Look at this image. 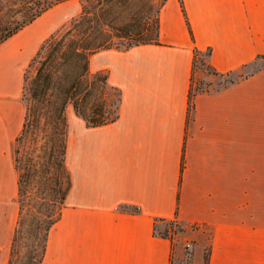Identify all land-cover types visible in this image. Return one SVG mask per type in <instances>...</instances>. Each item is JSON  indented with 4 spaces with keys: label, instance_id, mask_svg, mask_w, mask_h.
<instances>
[{
    "label": "crops",
    "instance_id": "0c3cea01",
    "mask_svg": "<svg viewBox=\"0 0 264 264\" xmlns=\"http://www.w3.org/2000/svg\"><path fill=\"white\" fill-rule=\"evenodd\" d=\"M40 15L0 42V264L19 210L24 72L47 37ZM196 50L211 82L249 70L190 105ZM89 67L119 88L118 115L87 126L67 113L71 182L39 264H264V0H165L157 42L101 49ZM166 220L183 229L160 234Z\"/></svg>",
    "mask_w": 264,
    "mask_h": 264
},
{
    "label": "trees",
    "instance_id": "16d2710c",
    "mask_svg": "<svg viewBox=\"0 0 264 264\" xmlns=\"http://www.w3.org/2000/svg\"><path fill=\"white\" fill-rule=\"evenodd\" d=\"M61 1L64 0H0V42ZM158 12L159 7L154 8L146 0H84L66 27L43 40L24 72L23 89L28 92L29 99L22 129L16 137L17 140H30L37 137V131L41 132L40 161L37 165L28 156L30 162L25 161L21 167L18 148L15 147L19 195L24 193V186L30 183V178H39L51 166L54 171L50 182L46 181L45 174L42 180L43 184L51 185L49 202L55 206L64 201L71 182L65 163L66 105L70 103L87 126L111 122L118 115L120 90L108 82L106 69L90 70V56L101 49L111 48L112 44L128 49L157 42ZM198 53L196 50L194 56ZM207 66L216 72L209 64ZM29 67H32L33 74L28 78ZM107 88L113 92L103 97V90ZM192 94L189 89L190 105ZM51 210L48 207L49 216ZM56 219L49 217L48 228ZM160 234L167 236L168 232ZM10 263L11 259L7 264Z\"/></svg>",
    "mask_w": 264,
    "mask_h": 264
},
{
    "label": "rangeland",
    "instance_id": "374dc122",
    "mask_svg": "<svg viewBox=\"0 0 264 264\" xmlns=\"http://www.w3.org/2000/svg\"><path fill=\"white\" fill-rule=\"evenodd\" d=\"M81 1L84 2V0H64L51 6L49 9L43 12L38 20L41 21V23L47 24L48 26L43 36H48L52 32H55L57 30L66 27L70 22L71 18L76 16L77 13L79 12ZM146 1L151 5H153L154 8L159 7V12H158V18H159V13L165 0H146ZM115 39H116L115 41H119L118 38ZM42 40L39 44L42 43ZM39 44L36 48L37 50L39 48ZM111 48L122 49V46L120 44H112ZM248 70L249 68H244L228 75H220L218 81L211 82L203 77L204 74H216V73H214L207 66L206 56L203 53L202 55L198 54L196 55V57L194 56L189 89L191 90L192 93H194L196 90L210 89L219 86L221 84H224L230 79H233L245 73ZM32 74H33L32 67H29V72L27 73L28 78L31 77ZM112 92L113 91L110 88L103 90L102 93L103 97L109 96V94H111ZM23 97L26 104H28V99H29L28 92L24 91V89H23ZM71 109L73 110L71 104L68 103L66 105L65 114L67 115V113L71 111ZM37 133H39L37 137L33 136L32 139L30 140L29 139L17 140L16 138L14 149L15 147L18 148L17 157L19 158V165L21 167L25 161L30 162V160H28V156H30V158L33 159L35 161V164L37 165H38L37 161H40L39 155L41 153V149L39 145L43 141V139L41 137V132L37 131ZM37 165H35V168L37 167ZM16 170L18 172L17 168ZM53 171H54L53 167L49 166L48 171L46 173H42V176H38L39 178L37 177L33 179L30 178V183L25 184L24 186V193L22 195H19L18 193L17 195L19 210H18L16 225L12 238L11 251H10V259H11L10 264H35L38 262L39 259H42L45 250L46 236L49 230L47 226V220L49 219V217L58 218L65 202L64 199V201H62L61 204L59 203L55 206L54 204H50L49 202L52 192L49 189V186L51 185L49 184L47 185V182H50L51 180L50 176L53 174ZM44 174H45L44 177L47 182H44L43 184L42 180L44 178L43 177ZM48 207L52 209L51 216H49ZM157 229L159 232L167 231L168 235L174 237L176 236V234H178V232L181 229H183V227L174 220H166L163 223H158ZM187 243H189V245H187ZM183 244L186 251L189 252L190 247H192V241L188 239L185 241L183 240ZM205 249H207V243L205 245ZM187 259L188 256L184 258V260Z\"/></svg>",
    "mask_w": 264,
    "mask_h": 264
},
{
    "label": "built area",
    "instance_id": "2783aa9c",
    "mask_svg": "<svg viewBox=\"0 0 264 264\" xmlns=\"http://www.w3.org/2000/svg\"><path fill=\"white\" fill-rule=\"evenodd\" d=\"M187 245H189V243H187Z\"/></svg>",
    "mask_w": 264,
    "mask_h": 264
}]
</instances>
